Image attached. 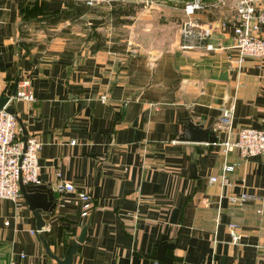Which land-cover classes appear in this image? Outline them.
<instances>
[{"label": "crops", "instance_id": "0c3cea01", "mask_svg": "<svg viewBox=\"0 0 264 264\" xmlns=\"http://www.w3.org/2000/svg\"><path fill=\"white\" fill-rule=\"evenodd\" d=\"M22 1L37 4L36 19L22 22ZM86 1L0 0V95L15 80L30 82L34 101L9 105L18 137L41 143L40 185L53 190L59 173L92 198L82 218L76 194L52 191L55 207L42 215L50 229L42 233L24 199L1 201L0 264H56L42 239L63 259L83 228L72 264H264V158L225 155L221 146L241 128L264 129V72L257 67L264 60H246L239 71L229 65L228 22L189 49L181 35L163 46L114 39L139 26L150 31L153 11L122 25L116 20L127 17L111 10L117 3L127 10L131 0ZM90 19H103L97 32L112 38L84 40ZM194 19L205 28L235 17ZM131 48L138 52L129 55ZM230 107L226 124L222 111ZM191 120L213 131L216 143L180 142ZM243 192L256 200L229 202ZM229 223L238 225L239 245L231 243ZM163 242L174 245L164 252L170 263L152 258Z\"/></svg>", "mask_w": 264, "mask_h": 264}, {"label": "built area", "instance_id": "2783aa9c", "mask_svg": "<svg viewBox=\"0 0 264 264\" xmlns=\"http://www.w3.org/2000/svg\"><path fill=\"white\" fill-rule=\"evenodd\" d=\"M99 1L87 0L86 3L92 7L94 3ZM226 1L228 0H218L219 3ZM205 9L206 4L201 0H191L185 4L184 13L187 20L180 30L183 49L191 48V41H207L214 31L225 27L226 22H228L233 34V43L227 47L230 52L228 56L229 65L239 71L246 60L257 63L264 60V0H236L234 4L235 19L220 21L216 27L209 24L203 28L194 19L196 13L203 12ZM205 49L207 51L214 50L211 44H206ZM137 52L138 49L136 48L127 50L129 55ZM257 67L264 72L263 66L258 65ZM14 99L26 102L34 101L28 79H21L17 82L15 97L10 98L9 102L0 109V202L8 200L19 205L20 201L23 200L19 188L20 183L24 186L40 185L38 155L41 150V143L34 137L26 139L18 137L16 116L7 111V107ZM100 99L103 102L108 100L106 96H102ZM232 110L233 108L230 107L222 111L223 122L226 124H230ZM71 144L74 145L75 141H72ZM221 146L225 155L236 151L239 157L243 159L264 158V129L241 128L236 133L235 138L227 137ZM226 169L225 166L223 170L226 171ZM57 178L52 191L57 194H76L81 202V217L87 218L92 210L91 196L85 191H77L71 183L62 180L59 173ZM217 181L218 179L215 177L209 179L210 183ZM219 184H226L225 174L219 178ZM255 200L256 197L246 192L229 197V202L238 207ZM257 212L260 213L261 211L258 210ZM227 228L231 243L239 245L238 225L229 223ZM31 233L35 232L32 231Z\"/></svg>", "mask_w": 264, "mask_h": 264}, {"label": "rangeland", "instance_id": "374dc122", "mask_svg": "<svg viewBox=\"0 0 264 264\" xmlns=\"http://www.w3.org/2000/svg\"><path fill=\"white\" fill-rule=\"evenodd\" d=\"M189 1L191 0H131V6L125 8L127 10H125L123 15L127 18L122 20L118 19L116 20V23L122 25L128 24V21H132L131 18H133V22H137V13L142 9L148 8L153 11L151 13L153 20H151L150 31H147L146 28L144 29V27L139 26V28H134V32L130 37L129 35L122 33L117 34L114 39L116 38L122 41L130 40L132 41L131 43L152 44L157 46H163L167 44V42H172L173 38L180 36V30L184 22L187 20L184 13V6ZM201 1L206 4V9L200 13H206L212 18H216L220 12L224 13L229 18L231 16L236 17L235 10H233L236 0H228L224 3H219L218 0ZM118 7H120L119 3H117L115 9H119ZM88 29V31H85L84 40H95L96 38L98 40H106V37L109 34L102 31L100 36L98 32L96 36V34H93L94 32L91 28ZM94 36L96 38H94ZM112 36L113 34H109L107 39H111ZM71 37L72 40L75 36L72 35ZM91 37L94 39H91Z\"/></svg>", "mask_w": 264, "mask_h": 264}, {"label": "water", "instance_id": "95a60500", "mask_svg": "<svg viewBox=\"0 0 264 264\" xmlns=\"http://www.w3.org/2000/svg\"><path fill=\"white\" fill-rule=\"evenodd\" d=\"M89 24L92 26H101L104 24L103 19H90ZM217 24L214 25L216 27ZM18 80L13 83L12 89L6 92L4 96L0 95V109H2L10 100V98L15 97L16 87ZM7 111L14 114V109L12 107H7ZM180 142H192V143H208L215 144L216 137L215 133L210 129L204 128L197 122L192 120L187 123L184 130L179 138ZM194 173V166L191 167ZM20 193L22 198L28 204L29 210L32 212L35 219V227L37 232L42 233L43 231L49 230L50 226L44 223L42 215L44 213H50L55 207V198L52 190L47 189L44 185H32L24 186L19 184ZM86 228H83L80 235L77 237L71 248L68 250L66 256L63 259L57 258L53 255L45 241L42 239L44 249L48 257L53 259L56 264H72L73 256L76 254L77 249L84 243L86 238ZM166 248H174V245L168 244L166 242L161 243L158 248L156 255L152 257L155 260L162 261L165 263H170V259L165 257L164 252Z\"/></svg>", "mask_w": 264, "mask_h": 264}, {"label": "trees", "instance_id": "16d2710c", "mask_svg": "<svg viewBox=\"0 0 264 264\" xmlns=\"http://www.w3.org/2000/svg\"><path fill=\"white\" fill-rule=\"evenodd\" d=\"M119 9H112L111 10V13L112 14H115V17H119L121 14H124L125 13V10H123L124 8H123V6H120V7H118ZM40 9L37 7V4L36 3H34L30 8L28 7V6H26V3H25V1H22V2H20V9H19V14H20V16H21V20H22V22L23 23H25V22H28V21H32V20H34V19H36V17H37V15L38 14H40ZM90 28L93 30V34L95 35L96 34V36H97V29L99 28V26L97 27V26H92V25H90ZM93 37V36H92ZM91 37V39H94V38H96L95 36H94V38H92ZM86 41H88V40H86ZM75 241H73V242H71L70 244H69V246L67 247V250L65 251V253H67V251L71 248V246L73 245V243H74Z\"/></svg>", "mask_w": 264, "mask_h": 264}]
</instances>
